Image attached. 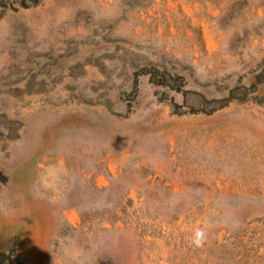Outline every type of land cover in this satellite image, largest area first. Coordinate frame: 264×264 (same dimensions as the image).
Listing matches in <instances>:
<instances>
[{
    "label": "rangeland",
    "instance_id": "obj_1",
    "mask_svg": "<svg viewBox=\"0 0 264 264\" xmlns=\"http://www.w3.org/2000/svg\"><path fill=\"white\" fill-rule=\"evenodd\" d=\"M259 5L0 0V234L39 216L69 264H264Z\"/></svg>",
    "mask_w": 264,
    "mask_h": 264
},
{
    "label": "crops",
    "instance_id": "obj_2",
    "mask_svg": "<svg viewBox=\"0 0 264 264\" xmlns=\"http://www.w3.org/2000/svg\"><path fill=\"white\" fill-rule=\"evenodd\" d=\"M253 3L260 4L257 9L258 14H255V19L264 20L262 0H253ZM241 15L242 17L238 16L239 20L244 21L243 12ZM153 17L155 18L156 16ZM161 17L165 23L164 12ZM236 21L238 22L237 17ZM165 26L166 24L159 27L160 35L165 32ZM69 216H71V213ZM17 217L19 218V216ZM14 222L18 223H8L0 234L3 244L2 250L5 252L9 251L11 255L16 256L26 264H69V260L75 259V252L72 250L73 246L71 245L72 237L67 236L68 231L55 227L54 229L58 230V232L53 231L55 234L50 236L45 223L39 216L34 221L28 220L21 223V220L19 221L18 219L17 221L14 219ZM72 223L77 225L74 221Z\"/></svg>",
    "mask_w": 264,
    "mask_h": 264
},
{
    "label": "clouds",
    "instance_id": "obj_3",
    "mask_svg": "<svg viewBox=\"0 0 264 264\" xmlns=\"http://www.w3.org/2000/svg\"><path fill=\"white\" fill-rule=\"evenodd\" d=\"M206 233L203 229H198L194 233L192 243L197 247H202L206 241Z\"/></svg>",
    "mask_w": 264,
    "mask_h": 264
},
{
    "label": "bare ground",
    "instance_id": "obj_4",
    "mask_svg": "<svg viewBox=\"0 0 264 264\" xmlns=\"http://www.w3.org/2000/svg\"><path fill=\"white\" fill-rule=\"evenodd\" d=\"M210 35V34H209ZM215 45V44H214Z\"/></svg>",
    "mask_w": 264,
    "mask_h": 264
}]
</instances>
